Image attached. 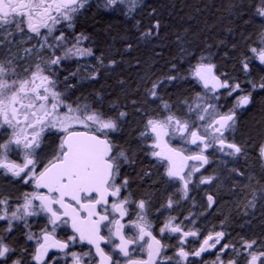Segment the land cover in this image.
<instances>
[{
	"label": "snow or ice",
	"instance_id": "obj_1",
	"mask_svg": "<svg viewBox=\"0 0 264 264\" xmlns=\"http://www.w3.org/2000/svg\"><path fill=\"white\" fill-rule=\"evenodd\" d=\"M87 3L88 0H0V47L7 44L10 53L0 58V173L24 184L30 183L35 189L25 193L23 203L14 209L9 207L6 198H0V221H7L5 231H12L13 221H23L28 227V217L42 213L46 216L47 224L39 235L29 233L27 236L36 243L32 255L35 264H43L52 248L70 255L71 264H96L94 260H85L92 255L91 251H66L76 242L94 247L99 264H196L191 257L199 258L211 250L218 253L215 264H225L223 256L230 249L232 256L227 264H240L241 257L243 264H264V243L241 238L240 247L229 242L222 244L226 235L222 230L210 231L201 238L199 228L187 227L175 216H169L159 228V235H155L149 219L151 201H133L123 194L128 180L118 182V178L121 161L128 163L129 158L124 151H114L109 134L120 130L119 121L128 113L120 111L113 117L88 103H77L74 107L58 89L53 68L70 57L93 55L91 48L80 47L87 36H76L68 47L64 32L58 28L60 25L74 27L75 16ZM117 5L124 15L131 17L140 0H105L104 3L105 8ZM256 13L264 17V0H258ZM158 29L157 21L152 29L141 33L140 39L150 38ZM17 37L25 43L33 40L36 43L23 48L22 55L19 50L13 53L11 46L16 44ZM260 44L264 45V32L260 33ZM57 49H62L63 55H57ZM250 51L264 64V46L253 47ZM32 57L35 62L20 71L19 61ZM206 59L202 57L190 69L192 78L206 91L188 104V116L177 117L164 103L167 114L163 118L148 117L140 133L144 143L151 140L148 144L150 154L163 165L167 181L179 182L176 192L184 200L189 198V185L195 174L210 162L209 149L233 158L244 154V148L230 140L227 134L236 128L237 109L252 103L251 91L245 92L240 83L230 81L226 74L218 75L216 65L205 62ZM100 62L103 63L102 59ZM115 63L111 61L110 65ZM242 64L247 72L248 63ZM91 78L95 79V74ZM168 79L176 77L168 76ZM159 84L160 81L153 82L146 90L147 95L158 98ZM257 87L264 89V81L252 84V90ZM220 89L227 90L229 97L237 94L233 106L223 112L213 103L220 99L216 95ZM208 93L212 95L206 98ZM46 133L58 143L46 145ZM176 139L180 143L173 146L171 141ZM13 153L20 162L11 158ZM258 155L264 161V144L258 146ZM197 179L199 184H211L215 177L201 173ZM260 198L264 199V191ZM256 200L253 193V199L244 207L255 208ZM207 202L211 208L214 197L207 195ZM177 203L178 200L169 196L162 208L172 209ZM129 205L135 206L134 219L129 216ZM184 219L195 225L194 217ZM64 226L71 227L73 233L67 240L56 236L57 230ZM126 227L131 229L129 233L124 231ZM102 229L107 235L101 234ZM172 236L177 243L169 254L170 245L165 243V238ZM194 241H198L199 246L189 248ZM102 243L111 245L112 251L106 252ZM14 251L0 234V264H8ZM134 251L146 253V259L136 258ZM12 264L22 262L16 259Z\"/></svg>",
	"mask_w": 264,
	"mask_h": 264
},
{
	"label": "trees",
	"instance_id": "obj_2",
	"mask_svg": "<svg viewBox=\"0 0 264 264\" xmlns=\"http://www.w3.org/2000/svg\"><path fill=\"white\" fill-rule=\"evenodd\" d=\"M257 5L258 0H144L128 17L121 8L109 10L101 3L88 6L73 22L71 31L62 29L68 47L76 36H87L80 47L91 48L93 55L87 60L70 57L63 66H54L58 89L74 107L88 103L113 117L120 111L128 113L119 121L120 130L113 140L120 151L129 155L130 179L137 193L155 194V176L148 173L150 168L141 147L140 133L146 120L162 116L167 111L164 103L169 109L178 107L197 93L190 69L202 57L232 82L246 83L249 79L259 85L264 81V73L250 51L262 47L264 17L257 15ZM157 21L159 29L150 38L140 39L141 33L152 29ZM57 52L63 55L61 50ZM111 61L116 63L110 65ZM242 62L248 63L247 72ZM93 74L95 79L91 78ZM168 76L176 79L169 80ZM156 81H160L158 98H152L146 90ZM238 138L251 154L264 139V91L253 95L252 106L240 118ZM20 193V185L0 180L1 198L14 200ZM234 209L228 202L222 214L233 218ZM11 240L13 247L24 249L20 232Z\"/></svg>",
	"mask_w": 264,
	"mask_h": 264
},
{
	"label": "flooded vegetation",
	"instance_id": "obj_3",
	"mask_svg": "<svg viewBox=\"0 0 264 264\" xmlns=\"http://www.w3.org/2000/svg\"><path fill=\"white\" fill-rule=\"evenodd\" d=\"M105 2V0H103ZM66 25H60L58 28L61 30L65 28ZM23 41V42H19ZM22 43V48L18 49L20 54H23V48L30 47L32 44L36 43L35 40L25 43L24 40H21L19 37L16 39V43ZM17 52V50L13 51V53ZM3 51L0 50V58L8 57ZM35 62V58L32 57L27 60L19 61L20 71H23L24 68L29 67L31 64ZM255 64L258 68L264 73V64H261L259 59L255 60ZM54 67V66H53ZM216 71V70H215ZM217 73V72H216ZM218 74V73H217ZM219 75V74H218ZM223 78V77H222ZM197 86V93L192 95L182 105L178 107H173L170 109L172 113H174L179 118H186L188 116V104H191L194 98L199 95L205 94V89L203 86L197 81L194 80ZM246 83H240L241 88L245 91H251L252 93V103L249 104L245 108L237 109V124L236 128L232 133L227 134L230 140H234L237 144L239 143V138H235L233 134H238L240 118L245 114L253 104V95L256 93L263 92L264 89H260L257 87L255 90H252V82L249 79L245 80ZM224 89H220L216 95L220 97L219 100L213 101V103L219 106L220 111H227L229 108L233 106L235 103V96L229 97L225 95ZM212 94L208 93L207 97H210ZM167 114V111L160 116L159 118H163ZM194 119V114H193ZM115 134V133H114ZM114 134L112 135L111 142L114 145V151L119 152L120 150L114 143ZM47 139L45 140L46 145H54V143H58L53 136L45 134ZM142 139V138H141ZM151 143L149 139L147 144L141 142V147L144 150V156L146 163H148L150 172L155 176L156 183H154L153 188L155 190V194L153 196L146 193H137V190L133 183H131L130 179V171L132 170L131 161L127 152H125L129 158L128 163H124L121 161L120 168V177L119 180L127 179L128 180V188L124 195H129L130 199L133 201H138L139 199L150 200V209H149V219L153 223V231L155 235H159V228L163 225L165 220L169 216L177 217L178 222L182 221L183 224L187 227H196L200 229L201 238L206 235L210 231H224L225 232V240L221 241L229 242L230 244H234L237 247H240L241 238L251 240L256 239L258 244L264 243V199H261V192L264 191V161H262L258 155V146L256 151L251 154L244 150V154L238 157H228L224 156L222 153L215 152L213 149L208 150L209 155V164L205 165L204 168L201 169V172L196 173L193 177V183L189 185V198L184 200L180 199V194L176 192V187L179 186L178 181L168 182L167 177L164 176V167L161 163H159L155 158H153L150 154L151 149L148 147V144ZM173 146L179 145L180 141L178 139L171 141ZM260 144H264V139L260 142ZM242 146V145H241ZM189 148H194L193 145H188ZM11 158L15 159L17 162H20V158L15 154H11ZM193 163V162H189ZM253 165V166H252ZM255 165V166H254ZM203 173L204 175L214 176L215 179L211 184H199L198 177ZM238 173H243V175H239ZM157 177L161 180L162 183L157 184ZM5 179L12 181L21 187V193L19 194L17 199H7L9 202L10 208H15L23 203L25 193H31L35 189L32 185L24 184L21 180H15L10 176H4L0 173V180ZM157 188H159V192L157 194ZM253 193L256 194V207L255 208H245L244 205L247 201L253 199ZM212 195L214 197V204L211 208L208 207L207 195ZM172 196L174 200H178L179 203L175 204L172 209L162 208L169 198ZM1 198V197H0ZM231 202L233 203L234 209V217H226L223 213V208L225 204ZM129 216L134 219L135 218V206L129 205ZM159 210V211H158ZM191 216L195 218V225L190 224L188 220H185L184 217ZM128 220V217L125 218ZM233 221V222H232ZM28 227H25L23 221H13V229L11 232L5 231L7 228V221H0V234L4 235L6 238V243H8L12 248L15 249L14 252L10 254V259L8 260V264H12L13 260L20 259L22 264H35V261L32 260V255L34 253L36 243L34 240H28L27 236L29 233H34L39 235L41 229L44 228L47 224V218L42 213L40 216H31L27 218ZM23 236L24 249H17L13 247L12 240L15 235L19 232ZM124 231L129 233L131 229L125 228ZM102 235H107L106 230L102 229ZM73 235L72 229L69 226H64L57 230L56 236L58 239L67 240V238ZM190 240L192 238H189ZM165 243H168L170 247L168 248V253L171 254L174 251V246L177 241L175 236L166 237ZM199 246L198 241H194L189 244V248H195ZM101 247L105 249L106 252H111V245L109 244H101ZM136 246H133L135 248ZM220 246L218 245L217 248ZM67 252L75 251L77 253H83L91 251L92 255L90 257H86V261H95L96 264H99V257L95 255V248L87 243H72L70 244V248L66 250ZM216 250H211L202 254L201 257L195 258L191 257L190 259L194 260L196 264H215ZM113 255H116L113 253ZM133 255L136 258H145L146 253L141 252H133ZM232 256L231 249L224 254L223 259L225 264H227V260ZM123 259V257H120ZM72 258L70 255H65V252H62L58 249L52 248L49 249L47 257L44 258L43 264H71ZM240 264H243V257L240 258Z\"/></svg>",
	"mask_w": 264,
	"mask_h": 264
},
{
	"label": "rangeland",
	"instance_id": "obj_4",
	"mask_svg": "<svg viewBox=\"0 0 264 264\" xmlns=\"http://www.w3.org/2000/svg\"><path fill=\"white\" fill-rule=\"evenodd\" d=\"M142 1H144V0H140V4L142 3ZM104 4L103 3V0H94L93 2H88L86 5H85V7L82 9V10H80V12L75 16V19H74V21H76L84 12H85V10L88 8V6H98L99 4ZM104 7V6H103ZM105 8V7H104ZM115 8H121V6H119V5H117L116 7H114V8H106V9H109V10H112V9H115ZM76 23V22H75ZM65 29H67V30H70L71 31V28H68L67 26H65ZM59 34V32H57V35ZM19 42H23V41H19ZM22 43H16L14 46H11L12 47V52L13 51H15V50H18V49H20V48H22ZM261 46H264V45H261ZM9 46L7 45V44H5V46L4 47H0V50L1 51H3L4 53H8V54H6L7 56H9L10 55V53H9ZM58 50H61L62 52H63V50L62 49H57V51ZM57 54H58V52H57ZM45 57L47 58V52H45ZM87 57H89V56H87V55H85V56H82V57H78V59L79 60H87ZM35 58V57H34ZM75 58H77V57H75ZM257 60H258V58L257 57H255ZM65 60L66 59H64V60H62L61 61V64L60 65H58V66H63L64 65V62H65ZM69 60V58L67 59V61ZM263 69H264V67H263ZM195 80V79H194ZM224 91H227V90H225L224 89ZM225 95H226V92H225ZM114 133H116V132H113V133H110L109 134V138H111L112 137V135L114 134ZM233 136H235V138H238V134L236 133L235 135L233 134Z\"/></svg>",
	"mask_w": 264,
	"mask_h": 264
},
{
	"label": "water",
	"instance_id": "obj_5",
	"mask_svg": "<svg viewBox=\"0 0 264 264\" xmlns=\"http://www.w3.org/2000/svg\"><path fill=\"white\" fill-rule=\"evenodd\" d=\"M91 1V0H88V2Z\"/></svg>",
	"mask_w": 264,
	"mask_h": 264
},
{
	"label": "bare ground",
	"instance_id": "obj_6",
	"mask_svg": "<svg viewBox=\"0 0 264 264\" xmlns=\"http://www.w3.org/2000/svg\"><path fill=\"white\" fill-rule=\"evenodd\" d=\"M244 73V72H243ZM234 79V78H233ZM195 84V83H194Z\"/></svg>",
	"mask_w": 264,
	"mask_h": 264
}]
</instances>
